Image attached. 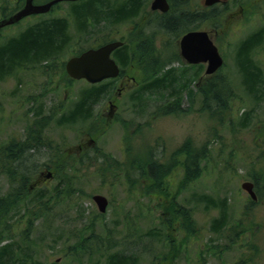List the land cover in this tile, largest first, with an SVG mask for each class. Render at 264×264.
Listing matches in <instances>:
<instances>
[{"label": "rangeland", "instance_id": "1", "mask_svg": "<svg viewBox=\"0 0 264 264\" xmlns=\"http://www.w3.org/2000/svg\"><path fill=\"white\" fill-rule=\"evenodd\" d=\"M16 1L0 0V19L22 6L21 0ZM99 1L111 6V2L116 0ZM196 1L202 4V12H206H203L202 22L198 18L197 29L213 34L223 58L220 69L208 78H227L234 92V100L229 101L230 108L224 104V114L212 116L208 109L203 108L199 91H192V88L174 97L163 91L161 100L151 94L143 95L141 100L137 97L139 95H123L120 101L122 123L110 122L108 126L101 127L99 138H77L92 121L77 118L66 122V118L78 103L80 94L89 86L78 81L67 84L57 74L62 71L64 60L99 40L112 37L107 35L112 25L108 21L103 23V20L96 24L88 20L86 29L77 26L73 20L66 32L67 45L56 60L46 62L50 67L56 66L54 71L40 61L25 65L0 80V146L10 139L7 138L10 134H20L21 126L33 118L26 114V106L22 110L23 118H17L19 112L13 113L16 104L33 101L42 106L44 116L53 112L48 128L42 131L43 135L52 138H40L41 141L48 139L53 145H39L38 150H42L45 157L34 158L33 161L38 165L48 163L53 166L48 158L54 155L53 151H58L57 155L64 158L65 165L61 173L66 184L62 183L60 173L50 181L44 179L26 202L21 203L20 210H12L0 219V247L11 245L20 262L15 264H108L111 256L125 257L128 264H264V193L260 192L258 205L247 206L245 199L248 194L240 187L247 181L245 177L250 169L255 172L264 169V77L258 94L256 90L247 92L234 59L237 42L244 41L251 34H259L263 29L251 60L264 76V0H257L258 5H254V0H224L225 4L208 9H204L203 0ZM66 5L63 2L49 14L28 17L2 28L0 44L39 21L58 16L66 19ZM209 10H213L211 15H208ZM127 25L128 21L125 27H121V34ZM142 34L137 27L131 31L134 40L142 38ZM167 35V41L179 39L175 36L169 39ZM170 55L167 50V60ZM50 75L54 84L58 81V85L65 84L66 91L53 84L50 91L45 92L43 87L50 81L47 77ZM205 80L199 75V86ZM250 93L254 94L251 96ZM154 102L164 104V111L159 110L158 117L154 119L151 114L155 112V106L143 109L136 105ZM104 104L106 106L105 100ZM126 106H134V111L125 109ZM97 108L98 105L91 107L89 117L98 115L100 110ZM247 112L250 116L241 126ZM130 119L133 120L132 125ZM64 136L69 138H62ZM88 139L95 141L94 146L84 148L80 153L77 149L79 142ZM256 149L259 150L258 159L253 160L257 156L254 155ZM197 150L203 152L200 160L195 155ZM135 154L140 156V160L152 159L171 165V173L159 175L161 181L165 180L164 187L167 184L166 188L162 187V193L150 190L147 176L141 179L137 168L129 167V159ZM188 155H195L193 162L201 168L197 173L196 166L192 164L193 173L189 178L182 167ZM66 157L72 158L69 160L71 164L67 161V167ZM73 160H81V165L73 164ZM44 168L37 167L29 186ZM153 178L150 176L149 180ZM57 184L59 191L64 190L65 193L67 189L64 200L57 204L49 201L48 213L28 226L26 218L18 220L23 214L24 204L35 202L38 190L46 194L42 200L47 202L48 194ZM7 189L6 178L0 174V196L6 194ZM95 194L108 199L103 214L98 212L91 199ZM224 201L225 214L220 207ZM171 204L173 209L170 211ZM188 209L191 219L183 214L188 213ZM222 215L225 221L230 216L231 223L227 220L225 225L213 231L211 226ZM181 218L184 221L179 227ZM241 218L244 220L238 224L244 228L240 229L242 233L239 236L236 223ZM186 223L192 231L195 227L194 234L198 236L194 239H185ZM153 225L165 227L161 238H154L151 242L147 232ZM247 228L250 230L246 231ZM234 236L237 238L232 240ZM250 236H254L251 239L253 245L249 243ZM173 241L178 245V251L171 246ZM126 259L124 264H127Z\"/></svg>", "mask_w": 264, "mask_h": 264}, {"label": "trees", "instance_id": "2", "mask_svg": "<svg viewBox=\"0 0 264 264\" xmlns=\"http://www.w3.org/2000/svg\"><path fill=\"white\" fill-rule=\"evenodd\" d=\"M185 2L186 1L184 0L174 1L175 7L173 9L175 11L173 12L176 13L179 7L185 5ZM179 4L181 5L179 6ZM109 9L110 7L107 3L97 0L95 1L94 6L90 5V3H86L84 6L76 8V10L74 8V14H72V18L77 23V26H80V28L84 27L86 29L87 26L85 24H87L88 20L92 21L94 24L99 23L103 19L107 21L111 20ZM133 9L134 5L127 4L124 8L118 10L117 12L120 16H123L127 15L129 12H132ZM199 12L201 19L200 22H202L204 19V14L202 10H200ZM190 18V14L178 16L176 13L175 17H171L167 20L165 29L174 32L177 29L186 28L191 24ZM66 24L67 22L65 18H55L50 21L32 24L0 44V80L5 76H9V73L12 74L14 71L21 69L25 65L37 64L41 60H44L46 58L59 56L61 50L66 44ZM262 33L263 29L259 30V34ZM259 34H251L247 36L244 41L237 42L236 58L234 57L237 63V70L240 73L242 79L243 87L245 88V90H247V92L256 90V94H258V90L263 84L261 78L264 77L262 74H260L258 67L251 60V54L253 53L254 46L259 44L261 41ZM178 70L180 69H171L167 71L165 73V79L160 82L157 81L158 84L156 86V89H150V91L147 92L145 89L143 90V88H141V92H135L137 94H134V97L139 95L137 97L139 100H141L143 95H152L153 92L158 91V87L163 88L165 92L167 91L168 95L170 96H178L181 92H183V89L185 87V84L182 82L184 75L187 76V79L185 81L188 82L187 85H189L192 80L196 79V76H192L191 74H189L186 68H184V72ZM201 72L202 66L199 65L198 76L201 74ZM153 85L154 84L152 82V84L149 85V88H151ZM197 90L199 91L197 92L199 96L202 97L203 108L208 109L212 116H215L219 113L224 114V111H222L224 109V104L229 109V101L232 102L234 100L232 85L229 84L227 78H206V80L200 84ZM100 91H102L100 88L92 87L91 89L84 91L78 99V107L82 104L84 105L82 106L85 107L84 112L87 118L89 117V110H87V107L88 109H90V105L97 101V96L99 95ZM261 91L262 90H260V92ZM160 93L162 95V93L164 92L161 91ZM252 94L250 93L251 96ZM247 116H250V112L244 114V118L240 122L241 126L242 124L244 125L245 121L247 120ZM77 118H83V115L77 114L76 116H73V114L71 113V115L66 118V122L74 121ZM39 130L41 131V126L39 127ZM41 140L42 139L40 138H10L4 143V145L0 146V174L6 178V181L8 183L6 194L0 196V219H3V217L8 215V213L12 210H20L21 203L24 202L28 198V196L32 194L33 190L30 191L28 186L31 182L32 176L36 172L37 167L39 169L41 167H45L44 169L51 168V170L55 172V176L57 175V173L58 175L60 173L62 183L66 184L65 176L63 175V173H61V171L65 168H62L63 166H65L63 162L64 158L57 155L58 151H53L54 155L48 158L53 166H50L48 163H42L39 165L34 163V158L43 159L45 157V153L42 150H38L40 149L38 148L39 145L50 147L53 145V143L48 139H44L43 141ZM35 150L38 151L35 152ZM258 151V149L254 151V155L257 156H254L253 160L258 159ZM202 153L203 152L201 150H197L195 155L198 156L196 158L200 160L202 158ZM194 156L191 157L190 155H188L182 166L185 172L188 174V178L190 176L192 177L193 168H190L192 164L196 166L197 173H199L201 169L200 166L193 162ZM69 160H72V158L66 157V167L69 163ZM80 161L81 160H79V162L77 160H73V164L81 165ZM130 166L131 168H137L138 177H140L141 179H145L147 176L146 181L150 190L156 191L157 193H162L163 188L167 187V184L164 187L165 180L161 181V177L159 175L165 176V174L171 173L170 164L165 165L162 163H158L157 161L152 159L140 160V156L135 154L133 158L129 159V167ZM150 176H154V178L152 180H149ZM245 179L253 184V190L256 194L255 201L251 200L248 196L245 199V204L247 206L258 205L260 203L259 194H261L260 192L264 193V169L259 170L258 172L250 169L246 174ZM58 185L59 184L55 185L51 192L48 194L47 202H43L42 200V198H44L46 194H44L41 190H38V195H36V197L34 198L35 202L28 201L29 203L24 204V207L22 209L23 214L19 215L18 220L22 221L24 218H26L28 226L36 219H40L48 213L47 205L49 201H51L53 204H57L60 201L64 200L65 193L67 194V189L65 193L64 190H62L61 192L59 191ZM175 193L177 194V192ZM215 205V203L212 204L213 207ZM225 205L226 201L220 204L223 214H225L226 212ZM168 209L171 211L173 209V205L171 204ZM183 214L191 219V213L189 209L188 213ZM227 217V220L231 223L230 216ZM227 220L225 221L222 215L221 219L218 222L215 221L216 224L214 223L211 226V229H213V231H216L217 227L225 225L227 223ZM243 220L244 219L241 218L240 220H237L236 223V234H238L239 236H241L239 233H242L240 229H243L244 227L240 226L238 223L241 224ZM183 221V218L178 221V223L180 224L179 227L183 225ZM257 226L258 223L254 227L256 228ZM164 227L165 226L153 225V228L150 229L149 232H147L148 239L151 242L154 238L160 239L163 235ZM185 229L186 230L184 231V235L186 240H190L191 238L194 239L195 236H198L194 234L195 227H193L192 231L186 223ZM249 230V228L246 229V231ZM236 238L237 236H234L232 237V240H235ZM251 239H254V236L249 237V243L252 244ZM169 241H171L170 238ZM171 246H173V248H176V250L178 251V245L175 241H173ZM14 255L15 254H13L10 244H6L0 247V264H15L16 262L18 263L19 259ZM125 259V257L111 256L108 264H124L123 260ZM127 261L128 259H126V263L128 264ZM243 263L245 262H242V264Z\"/></svg>", "mask_w": 264, "mask_h": 264}, {"label": "flooded vegetation", "instance_id": "3", "mask_svg": "<svg viewBox=\"0 0 264 264\" xmlns=\"http://www.w3.org/2000/svg\"><path fill=\"white\" fill-rule=\"evenodd\" d=\"M50 1L52 0H33V4L41 5L48 3ZM95 1L97 0H79V1L66 2L67 4L66 6L68 9V13L66 14V17H69L70 15L74 14V8L76 10V8H79L80 6L82 7L86 3H90V5L94 6ZM152 1L153 0H122V1L116 0V1H112L111 6H109L111 20H108V22H110V25L112 26H111V31L108 32L107 35H111L112 37L99 40L97 43H95L93 47L98 48L102 45H106L112 42L120 43L119 46H117L110 54V57L114 61L118 70V73L114 78L105 79L93 85L88 84L85 79H80V80L71 79L65 71L66 60H64L65 63L63 64V67L61 69L62 71L60 72V74L58 73L57 75H59L65 82H67V84H70V82H72L73 80V81L83 82L84 84L87 83L88 84L87 86H89L88 89L94 87V88H100L102 90L99 92V95L97 96L98 97L97 101L90 105V109H88L87 107V110L91 111L92 110L91 107L93 106L96 107L98 105L97 110H100V112L98 113L97 116L93 115L92 117L87 118L85 116V112H84L85 107H83L84 106L83 104H82L83 106L80 105L78 107V103H77L72 107L74 109L71 108L72 109L71 113L73 114V116H76L77 114H82L83 118L92 121L91 125L87 126L84 129V131L81 132L79 136H77V138H99L101 127L108 126L110 122H112L113 124H117V123L119 124V122L122 123L120 121V117L122 115L121 112L122 108L120 101L122 100L123 95L133 96L135 92L138 93L141 92L140 90L141 88H143V90L145 89L147 92H149L150 89H156L158 82L163 81L165 77V73L171 69H180V71L184 72V68H186L189 74H191L192 76H196V80H192L189 83L190 87H188L189 85H187L188 82H185L187 76L185 75L183 76L182 82L185 84L183 92L187 93L189 90H191V88L192 91H194V89H198L199 64L186 63L180 51V40L188 32L199 31V29H197V25H198V18L200 19L199 11L203 10L201 9L203 8L202 4L199 5V3L196 0H184L186 1L185 5L179 7L176 13L178 16H184L185 14H190L191 24L186 28L177 29L176 31L171 32L165 29V27L167 20L170 19L171 17L173 18L176 16V13L173 12L175 11L173 8L175 7L174 1L176 0H166V3L168 5V9L166 11L152 10L151 9ZM76 2L79 3L73 4ZM61 3H57L55 6H59V4ZM202 3L204 9H208V8H213L215 5L225 4L226 1L220 0L218 3L211 6H206L204 4V1ZM127 4L134 5V9L132 10V12H129L127 15L120 16L117 11L124 8ZM258 4L259 1L254 0V5H258ZM142 10L143 12H141ZM212 11L213 10H209L208 15H211ZM203 12L206 13L205 11ZM106 21L107 20L103 19V23H106ZM126 21H128V25L126 28H124L123 34H121V30H122L121 27H125ZM134 27H137L142 31L143 33L142 38L136 40L132 38L131 31ZM166 32L168 33L167 36L169 37V39L172 36L179 37V39L172 40V42L170 40L167 41V39L165 38V35L167 34ZM206 32L208 37L212 39L213 42H215V40L213 39V34L210 33L209 31ZM126 36L131 40L125 38ZM156 36H158V38H156ZM68 40L69 39H66L65 46L67 45ZM167 43L170 44L171 48L168 49ZM167 50L171 53V55L168 58L169 60H167ZM81 53L82 52L80 51L73 57L78 56ZM56 58L57 56L46 58L44 60H41V64L42 63H44V65L46 64L47 68H50L51 71H54V66L51 65L50 67L49 63L53 60H56ZM46 71H48V69ZM47 77L50 79V81L46 82V84L43 87L45 89V92H49L50 91L49 87L53 86L54 84L52 76L50 75ZM201 77L205 78L204 75H202ZM152 82L154 85L151 88H149V85H151ZM58 83L59 81L56 82L54 86L58 89H65L66 91V85L64 84L63 86H61L60 84L58 85ZM157 89L158 91L153 92L152 96H154L156 99L159 98V100H161L162 95L160 92L165 90L161 87H158ZM104 100L106 106L104 104ZM136 105L137 107H142L143 109H148V107L155 106V112H152L153 115L151 114L152 119L158 117L157 112L159 110L161 111L162 109L164 111L163 108L164 104L162 102L136 104ZM25 106H26L25 109L28 112L26 114L29 115L30 117H33L32 120H28V123L26 122L25 125L23 124L21 126V128L19 129L20 134L18 135L10 134L7 138H52L47 134L43 135L42 131L48 128V120L50 121V119L52 118L51 115H53V112L50 113L49 115L44 116L41 113L42 106L36 104V102L32 101L29 104L20 102L19 104H16V108L13 109V113L19 112L20 116L19 117L17 116V118L20 119L23 118L22 110ZM37 106L40 108L39 110H37ZM130 108H132L131 110L134 111V106L125 107V109H130ZM71 113L69 114V116L71 115ZM88 115L90 116L91 114L88 113ZM130 121L132 124L133 120L130 119ZM40 126H41V131L39 130ZM62 138H69V136H64ZM92 146H94V140L88 139L86 142H79L77 149L80 153H82L84 151V148H88ZM53 174L54 172L52 170L43 169V171L39 173V176L35 180L34 184L30 186V190L41 184L42 181H44V179L48 181L54 179Z\"/></svg>", "mask_w": 264, "mask_h": 264}, {"label": "water", "instance_id": "4", "mask_svg": "<svg viewBox=\"0 0 264 264\" xmlns=\"http://www.w3.org/2000/svg\"><path fill=\"white\" fill-rule=\"evenodd\" d=\"M59 1L67 0H53L39 6H33L32 0H26L22 9L8 18L0 20V28L12 25L32 14L46 13L54 3ZM217 2L219 0H204L206 6H211ZM151 7L161 11L167 10L165 0H154ZM117 46H119L118 43H109L97 49H89L80 56L71 58L66 63L67 74L73 79H85L89 83H97L104 79L115 77L118 70L109 56ZM180 51L188 63H206V74L214 73L222 65V58L206 32H191L183 36L180 43ZM241 188L247 191L252 199H255L252 185L243 183ZM92 201L100 213L105 212L107 199L104 196L93 195Z\"/></svg>", "mask_w": 264, "mask_h": 264}, {"label": "bare ground", "instance_id": "5", "mask_svg": "<svg viewBox=\"0 0 264 264\" xmlns=\"http://www.w3.org/2000/svg\"><path fill=\"white\" fill-rule=\"evenodd\" d=\"M180 6V5H179ZM74 8V7H73ZM98 20V19H97ZM156 27V26H155ZM149 31V30H148ZM154 31V30H153ZM148 34V33H147ZM80 51V50H79ZM169 60V59H168ZM164 65V64H163ZM41 67V66H40ZM56 67V66H54ZM53 68V67H52ZM165 79V78H164ZM164 102V101H163ZM159 106V105H158ZM187 107V106H186ZM185 108V107H184ZM73 109V108H72ZM132 125V124H131ZM128 126V125H127ZM124 127V126H123ZM125 131V130H124ZM68 199V198H67Z\"/></svg>", "mask_w": 264, "mask_h": 264}]
</instances>
